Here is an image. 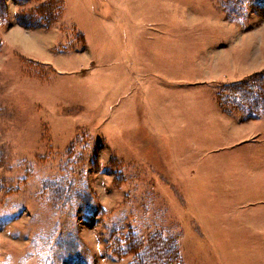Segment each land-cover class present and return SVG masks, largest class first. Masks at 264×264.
<instances>
[{"label": "rangeland", "instance_id": "1", "mask_svg": "<svg viewBox=\"0 0 264 264\" xmlns=\"http://www.w3.org/2000/svg\"><path fill=\"white\" fill-rule=\"evenodd\" d=\"M4 4L0 264H129L127 237L162 240L181 264H264V118L218 107L215 93L249 71H213L218 27L195 24L237 19L241 5Z\"/></svg>", "mask_w": 264, "mask_h": 264}, {"label": "crops", "instance_id": "2", "mask_svg": "<svg viewBox=\"0 0 264 264\" xmlns=\"http://www.w3.org/2000/svg\"><path fill=\"white\" fill-rule=\"evenodd\" d=\"M237 2L238 5H241L239 7V10L243 11L242 16H239V14L236 15L237 19L230 21H216V19L213 18H206L205 21H199L195 24L202 23L203 27H218V30L215 31L214 36L208 37V39H206L205 41V43L213 41L211 46L205 47L206 55L211 57H208L207 61L209 59L210 65L214 67L213 71L222 68L224 65L229 66L231 69H233V71H239L238 69L246 68V70H248L249 72L244 76L248 77L258 72L264 71V22L261 23L260 27H256V17H254V14H257L252 13L250 18L247 17L250 7L252 6L253 9H255L254 1L251 2V0H234L235 4H237ZM245 7L246 9H244ZM262 9H264V6ZM244 12H246L245 15ZM217 39H225V42L230 45L228 47L223 46L224 51H220L218 47L213 46L217 43L218 45L223 44L220 42L221 40L214 41ZM3 41L4 43H8L10 46L16 47V45L9 39L7 31L3 34ZM22 52H25L22 54L25 56L27 55V57L37 59L35 54H32L26 50ZM243 57H245V60L243 59ZM44 62L50 64L52 60L50 59L49 61ZM201 73H203L202 70ZM213 74H215V72H213ZM210 81H215V79H210ZM219 117L224 118L221 115H219ZM240 126L245 125L243 123L240 124Z\"/></svg>", "mask_w": 264, "mask_h": 264}, {"label": "trees", "instance_id": "3", "mask_svg": "<svg viewBox=\"0 0 264 264\" xmlns=\"http://www.w3.org/2000/svg\"><path fill=\"white\" fill-rule=\"evenodd\" d=\"M5 20L6 8L4 0H0V23ZM215 100L225 114H237L245 120L264 118V71L253 74L244 81L223 85L215 93ZM132 241V238L127 237L125 249L119 250L132 257L129 264H181L177 253L171 257V249L165 247L162 240H152L144 248Z\"/></svg>", "mask_w": 264, "mask_h": 264}]
</instances>
